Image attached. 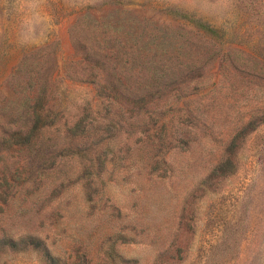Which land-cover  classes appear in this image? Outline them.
Returning <instances> with one entry per match:
<instances>
[{
  "label": "rangeland",
  "instance_id": "1",
  "mask_svg": "<svg viewBox=\"0 0 264 264\" xmlns=\"http://www.w3.org/2000/svg\"><path fill=\"white\" fill-rule=\"evenodd\" d=\"M120 1L0 0V264H264V0Z\"/></svg>",
  "mask_w": 264,
  "mask_h": 264
},
{
  "label": "trees",
  "instance_id": "2",
  "mask_svg": "<svg viewBox=\"0 0 264 264\" xmlns=\"http://www.w3.org/2000/svg\"><path fill=\"white\" fill-rule=\"evenodd\" d=\"M114 3L115 4H121V1L120 0H114ZM191 22L196 26V28L199 31L204 32L208 36H216V35H218V30L212 28L211 26H209L206 23H203L201 21H197L195 19H191ZM36 86H39V83H36ZM39 93H41V92H39Z\"/></svg>",
  "mask_w": 264,
  "mask_h": 264
}]
</instances>
